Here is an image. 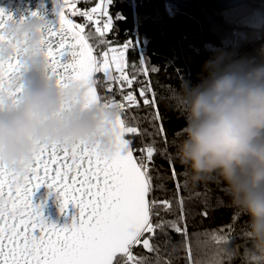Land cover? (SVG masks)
<instances>
[{"label":"trees","instance_id":"obj_1","mask_svg":"<svg viewBox=\"0 0 264 264\" xmlns=\"http://www.w3.org/2000/svg\"><path fill=\"white\" fill-rule=\"evenodd\" d=\"M97 6L64 8L152 203L130 258L114 264H264V0H107L104 33ZM114 49L126 59L118 86L102 67Z\"/></svg>","mask_w":264,"mask_h":264},{"label":"water","instance_id":"obj_2","mask_svg":"<svg viewBox=\"0 0 264 264\" xmlns=\"http://www.w3.org/2000/svg\"><path fill=\"white\" fill-rule=\"evenodd\" d=\"M95 72L61 0H0V264H114L151 222Z\"/></svg>","mask_w":264,"mask_h":264},{"label":"rangeland","instance_id":"obj_3","mask_svg":"<svg viewBox=\"0 0 264 264\" xmlns=\"http://www.w3.org/2000/svg\"><path fill=\"white\" fill-rule=\"evenodd\" d=\"M82 0H61L62 4L64 7L69 10L71 13L74 12V7L77 3H79ZM98 9H101L102 11L105 12V5L101 3L98 4L97 6ZM264 20V17L262 15H259V22L261 23ZM104 29H107V26L104 25ZM126 64V59H125V51L124 50H111L107 57L104 58L102 62V67L103 70L106 72V76L109 80L113 79V72L117 73L118 75H121V73L124 70ZM117 103H112L109 107L116 108Z\"/></svg>","mask_w":264,"mask_h":264},{"label":"built area","instance_id":"obj_4","mask_svg":"<svg viewBox=\"0 0 264 264\" xmlns=\"http://www.w3.org/2000/svg\"><path fill=\"white\" fill-rule=\"evenodd\" d=\"M89 1L93 2V0H89ZM106 1L107 0H98V3H101L103 5V7H104V5L106 4ZM100 23H101L102 31L104 33L105 32L104 25L107 26L109 24V18L107 17V15L105 14L104 11H101ZM122 79H126V74L125 73H122V77H121L117 73L113 72V79L112 80H113L115 86H118L119 85V81L122 80ZM120 98H121V100H120L121 109L125 110V111L129 110L130 109V104H129L128 97L120 95ZM132 101L135 103V105H138L137 98L135 96L132 98Z\"/></svg>","mask_w":264,"mask_h":264}]
</instances>
